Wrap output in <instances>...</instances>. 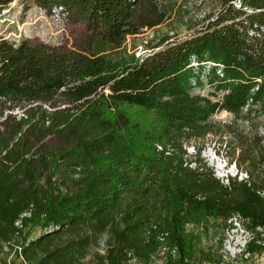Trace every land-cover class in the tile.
I'll return each mask as SVG.
<instances>
[{"label":"trees","instance_id":"16d2710c","mask_svg":"<svg viewBox=\"0 0 264 264\" xmlns=\"http://www.w3.org/2000/svg\"><path fill=\"white\" fill-rule=\"evenodd\" d=\"M33 3L59 8L69 37L0 31V243L25 264H80L105 235L90 264H151L166 233L179 253L166 264H185L198 240L187 224L238 213L264 225V0ZM148 29L144 51L128 50ZM209 133L229 136L248 181L222 183L199 148L184 166V143Z\"/></svg>","mask_w":264,"mask_h":264},{"label":"rangeland","instance_id":"374dc122","mask_svg":"<svg viewBox=\"0 0 264 264\" xmlns=\"http://www.w3.org/2000/svg\"><path fill=\"white\" fill-rule=\"evenodd\" d=\"M190 2H193V0H190ZM36 6L37 5L33 3V0L12 1L7 6L4 14L0 15V31L2 34L12 40H18L21 37L30 35L38 36L40 39L50 43H61L68 39L69 35L65 23H58L45 11L36 8ZM188 34L189 31L182 27L178 36L184 37ZM152 36V29H148L141 34L128 35L126 47L128 50L134 51L136 55H139L144 51L145 40L150 39ZM207 90L208 88L204 89L203 94H206ZM231 117L232 115L228 112L220 111L213 116V119L229 121ZM259 121V129L264 130V115H262V118ZM228 140V135H222L220 138L219 135L209 133L204 139L191 140L184 144L195 146L196 149L199 148L202 151H206L207 148L217 150L216 154L221 155V159H225L226 161L229 160V163L232 164L234 159H232L228 153V144L226 143V147H222L224 141L227 142ZM224 229L225 223L220 219L216 220L214 218L205 219L198 224H187L186 231L194 232L197 235L198 240L192 255L185 259V264H201L204 261L218 259L220 256V246ZM23 233H25L28 239H33L39 236L41 229L39 227L28 226L23 228ZM72 237L75 238L77 236L76 234H70L67 231H64L59 239L66 240ZM105 237V235H102L98 244H93L90 247L86 257L80 260V264H90L89 259L93 252L96 250L102 251ZM17 250H20L17 246L14 247L10 244L0 243V261H4L6 264H25ZM178 258V250L175 257H172L169 254L160 255L154 252L151 256V264H166V262L176 261ZM242 264L254 263L244 262Z\"/></svg>","mask_w":264,"mask_h":264},{"label":"built area","instance_id":"2783aa9c","mask_svg":"<svg viewBox=\"0 0 264 264\" xmlns=\"http://www.w3.org/2000/svg\"><path fill=\"white\" fill-rule=\"evenodd\" d=\"M36 8L45 11L58 23H65L59 8L52 7L49 11L40 6H36ZM5 11L6 9L1 14H4ZM198 92L203 94L204 90H198ZM222 147H226V141H224ZM184 149V166L197 168L196 154L198 149L195 146L185 144ZM156 150L166 155L172 152L169 144H156ZM216 153L217 150L207 148L206 151H200V157L213 169L214 175L222 183L228 184L230 177H236L239 181H248L249 176L246 171L239 169L235 162L230 164L229 160L221 159V155H217ZM259 194L264 197V189L260 190ZM26 214L22 213L21 216ZM224 223L225 229L221 241L219 258L204 261L201 264H242L244 262L264 264V225L250 226L248 219L238 213L232 214ZM15 224L21 227L20 219ZM157 238L160 241V245L155 253L160 255L169 254L172 257L177 255V248L167 244L166 233H159ZM251 246L253 248H250Z\"/></svg>","mask_w":264,"mask_h":264}]
</instances>
